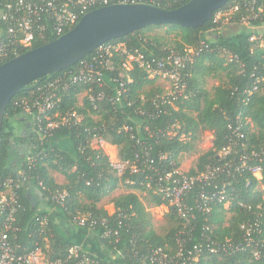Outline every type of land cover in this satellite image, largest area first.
<instances>
[{"label":"trees","instance_id":"trees-1","mask_svg":"<svg viewBox=\"0 0 264 264\" xmlns=\"http://www.w3.org/2000/svg\"><path fill=\"white\" fill-rule=\"evenodd\" d=\"M135 1L169 10L189 0ZM218 12L228 16L235 31H223L225 17L216 22ZM242 19H248V26L241 24ZM38 24L40 32L17 55L59 37L51 17L40 14ZM74 26L66 27L63 34ZM5 28V22L0 21L1 39ZM261 44L264 0H227L200 27H144L105 42L74 65L40 77L15 94L6 106L0 132V190L9 182L21 206L13 223L21 251L39 247L49 261L64 258L92 231L99 241L95 244L99 253H89L82 244L79 253L102 264H136L141 259L150 264L147 257L151 251L162 248L174 254L179 247L192 252L197 247L196 264H264ZM107 45H121V49L106 56L109 69L99 67L104 86L98 88L93 82L70 84L65 90L59 86L54 107L38 114V104L50 83L74 75L81 61L92 63ZM123 50L139 53L146 60L166 61L167 66L171 54L186 56L192 50L190 61L180 72L182 93H165L157 77L150 78L136 63L123 69L121 64L127 59ZM17 55L0 59V64ZM213 80L216 85L209 87ZM118 88L122 93L116 100ZM89 89L92 93L103 91L104 99L90 101ZM68 113L78 114L80 121L70 119L64 125L48 127L50 121L60 122ZM205 132L212 136L211 147L184 174L199 176L207 167L219 171L207 182L195 183L184 196L192 216L185 222L159 193L158 181L179 168L183 157L196 153ZM98 140L115 148L117 161L125 164L121 174L96 146ZM18 146L23 153L18 152ZM227 147L229 154L221 157ZM257 165L261 167L260 179L248 171ZM56 175L62 182L56 181ZM119 190L123 192L111 197ZM58 192L66 193L60 203L53 200ZM31 195L37 196L35 206ZM109 197L112 213L101 206ZM159 207L167 211L158 231L149 208ZM79 217L94 219L98 225L81 226L76 222ZM102 220L105 223L100 224ZM212 249L215 252L211 253Z\"/></svg>","mask_w":264,"mask_h":264},{"label":"built area","instance_id":"built-area-1","mask_svg":"<svg viewBox=\"0 0 264 264\" xmlns=\"http://www.w3.org/2000/svg\"><path fill=\"white\" fill-rule=\"evenodd\" d=\"M110 0H0V21L5 22V37L0 38V59L6 58L10 55H17L19 49L27 48L31 45L35 34H38L42 29L39 26L40 14H45L52 18L54 22V33L58 36L63 35V31L66 27L76 25L80 18L93 7H103L111 5ZM122 4H135L138 3L135 0H124L120 2ZM237 9L236 7L234 8ZM218 12L215 16L216 22H221L222 17L225 19L222 23L229 22L228 16H224ZM217 18H220L218 21ZM221 23V24H222ZM227 24V23H226ZM241 24L248 26V19H242ZM224 25V24H223ZM254 38H251V40ZM121 45H107L100 48V54L94 57L92 63L81 61L77 72L69 76L67 79L58 78L49 85V90L46 95L42 97V101L38 104V114H45L49 112L55 105L58 97L56 89L61 87L65 90L70 84H90L94 83L98 88L104 86L102 77L103 70L99 69L102 66L103 69H109V62L106 56H111L113 51H119ZM127 59L121 64L123 69H130L132 63L138 64L139 67L145 69L150 78L162 79L168 81L171 85V94H181L184 90L183 82H181L180 72L185 67L186 62L190 61V55L193 51L187 52L186 56L173 55L169 56L168 62L170 66H167V62L163 60H146L143 55L139 53L130 54L125 50ZM123 84L119 83V87ZM123 88V87H122ZM256 87L253 88L255 90ZM90 92V93H89ZM89 99L92 102L103 100L105 94L103 91L92 93L91 89L87 91ZM122 90L118 88L116 90V100L119 99ZM67 115V116H66ZM65 117H62L61 121H50L48 127L53 128L59 125L69 123L70 119L73 122H79L80 117L76 113H68ZM49 120V118H47ZM104 145L106 144L102 140L96 142V146L104 151ZM230 152L229 147L222 150L221 157H226ZM107 156V155H106ZM111 161V160H110ZM112 166L117 170L118 174H121L125 164L117 161L112 163ZM219 171L217 169L206 168L205 172L199 176H186V171L181 170V167L174 169L172 172L166 173L159 178L158 191L165 198L168 199L170 207L175 209L178 217L185 222H188L192 216L190 215L191 207H188L183 202L184 196L195 185V183L207 182L213 177V173ZM248 171L256 179L261 178V167L251 166L248 167ZM6 189L0 190V264H102L99 260L88 256L85 253H79V246L71 249L69 254L64 258H59L53 261L47 260L45 254L39 247L35 249L23 252L19 244H16V226L13 225L15 221V214L18 209L21 208L16 200L15 194L12 190V186L9 182L6 183ZM221 199L224 198V192L219 194ZM66 196L65 192H58L53 196V200L60 203ZM227 205V202L225 203ZM167 209V208H166ZM114 211V210H113ZM112 211V212H113ZM111 212V213H112ZM76 222L89 228H93L98 225V221L89 218H77ZM105 223L102 220L100 224ZM250 229L246 230L247 239H249ZM214 244V243H212ZM195 251H184L182 247H179L174 254H169L162 248L155 249L148 254V261L150 264H196L197 247ZM215 252L214 249L211 253ZM257 255V253H255ZM144 259V258H143ZM144 260H140V263L144 264Z\"/></svg>","mask_w":264,"mask_h":264},{"label":"water","instance_id":"water-1","mask_svg":"<svg viewBox=\"0 0 264 264\" xmlns=\"http://www.w3.org/2000/svg\"><path fill=\"white\" fill-rule=\"evenodd\" d=\"M226 2L189 0L169 10L145 3H115L85 13L72 29L55 40L0 64V132L9 101L36 79L74 65L109 40L132 34L150 25L200 27ZM18 152L21 154L23 150ZM30 201L35 206L37 196L31 195Z\"/></svg>","mask_w":264,"mask_h":264},{"label":"rangeland","instance_id":"rangeland-1","mask_svg":"<svg viewBox=\"0 0 264 264\" xmlns=\"http://www.w3.org/2000/svg\"><path fill=\"white\" fill-rule=\"evenodd\" d=\"M217 20L219 21L220 18H217ZM227 23V24H226ZM229 22H223L222 24H225V26L223 27V31L225 32H233L236 30V28L232 25L228 24ZM262 47H264V44H261ZM157 83L161 86V88L164 90L165 93L167 94H171V85L168 81L162 80V79H157ZM212 85H216V82L213 81H209L208 86L211 87ZM84 97V94L79 96V101L81 102L82 98ZM211 140H212V136L209 132H205L201 138V140L199 141V143L196 146V153L193 154H189L185 157L182 158L181 160V170L183 171H188L190 169L191 166L194 165L197 157L206 152L210 147H211ZM104 154L107 155V157L109 158V160L112 161V163L115 161V157H116V152H115V148L110 146V145H104ZM56 177V181H58L59 183L62 182V177L60 176H55ZM123 191L119 190L116 191L115 193L112 194L111 197L117 196L119 194H121ZM111 197L105 199L102 201L101 206L106 209L109 213H111L113 211V207L110 203V199ZM227 205H225L226 207ZM167 211V209L165 207H159V208H149V212L151 213L153 219H154V224L156 229L159 231L160 228L162 227L163 224V214Z\"/></svg>","mask_w":264,"mask_h":264},{"label":"crops","instance_id":"crops-1","mask_svg":"<svg viewBox=\"0 0 264 264\" xmlns=\"http://www.w3.org/2000/svg\"><path fill=\"white\" fill-rule=\"evenodd\" d=\"M17 148L20 149L19 146ZM98 243L99 241L95 237V234L92 231H88L86 234V238L81 239L79 242V245L82 244L80 246L84 247L86 251H88L89 253L93 255H97V253H99L98 250L100 248L98 249L95 244H98Z\"/></svg>","mask_w":264,"mask_h":264},{"label":"flooded vegetation","instance_id":"flooded-vegetation-1","mask_svg":"<svg viewBox=\"0 0 264 264\" xmlns=\"http://www.w3.org/2000/svg\"><path fill=\"white\" fill-rule=\"evenodd\" d=\"M19 150H21V148Z\"/></svg>","mask_w":264,"mask_h":264}]
</instances>
